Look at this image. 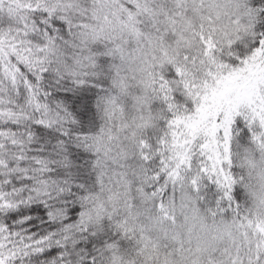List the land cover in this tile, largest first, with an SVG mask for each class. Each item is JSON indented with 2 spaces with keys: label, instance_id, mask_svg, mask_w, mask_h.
I'll return each mask as SVG.
<instances>
[{
  "label": "snow or ice",
  "instance_id": "snow-or-ice-1",
  "mask_svg": "<svg viewBox=\"0 0 264 264\" xmlns=\"http://www.w3.org/2000/svg\"><path fill=\"white\" fill-rule=\"evenodd\" d=\"M0 264H264V0H0Z\"/></svg>",
  "mask_w": 264,
  "mask_h": 264
}]
</instances>
